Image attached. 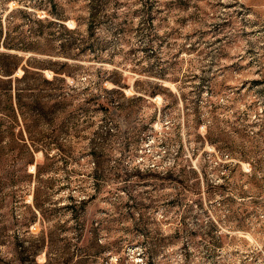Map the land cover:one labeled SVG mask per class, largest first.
Here are the masks:
<instances>
[{
    "label": "rangeland",
    "instance_id": "obj_1",
    "mask_svg": "<svg viewBox=\"0 0 264 264\" xmlns=\"http://www.w3.org/2000/svg\"><path fill=\"white\" fill-rule=\"evenodd\" d=\"M0 25L66 94L0 97V264H264V0H0Z\"/></svg>",
    "mask_w": 264,
    "mask_h": 264
},
{
    "label": "trees",
    "instance_id": "obj_2",
    "mask_svg": "<svg viewBox=\"0 0 264 264\" xmlns=\"http://www.w3.org/2000/svg\"><path fill=\"white\" fill-rule=\"evenodd\" d=\"M98 16L95 6L91 11L92 23ZM66 29L74 31L73 29ZM2 32V25H0V34ZM3 44L6 47L21 46L19 45L20 43H9L5 40ZM24 46L22 45V47ZM29 58L31 57H28L26 62L22 64V58L16 53L0 51V97H4L7 100L11 98V112H13L15 117L18 115L32 116L34 113L35 118L38 119L57 110L58 106L64 102L66 94L57 75L47 77L44 73L37 70L32 72L33 75L37 76L36 79L30 80ZM18 67L23 69L21 75L16 74ZM5 114L8 115L9 113L5 112ZM20 126L24 130L23 124ZM40 150L43 151V149ZM40 169L41 164H36L37 174H39ZM33 200L35 207L41 212V203L36 192H34Z\"/></svg>",
    "mask_w": 264,
    "mask_h": 264
}]
</instances>
